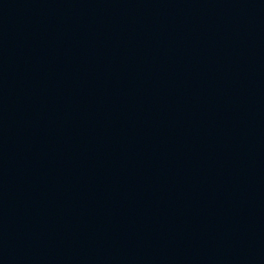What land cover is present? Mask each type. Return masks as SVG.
Segmentation results:
<instances>
[{
	"label": "water",
	"instance_id": "95a60500",
	"mask_svg": "<svg viewBox=\"0 0 264 264\" xmlns=\"http://www.w3.org/2000/svg\"><path fill=\"white\" fill-rule=\"evenodd\" d=\"M0 264H264V0H0Z\"/></svg>",
	"mask_w": 264,
	"mask_h": 264
}]
</instances>
